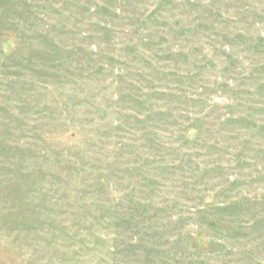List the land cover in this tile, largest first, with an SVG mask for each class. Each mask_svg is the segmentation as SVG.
<instances>
[{
  "label": "rangeland",
  "instance_id": "rangeland-1",
  "mask_svg": "<svg viewBox=\"0 0 264 264\" xmlns=\"http://www.w3.org/2000/svg\"><path fill=\"white\" fill-rule=\"evenodd\" d=\"M0 264H264V0H0Z\"/></svg>",
  "mask_w": 264,
  "mask_h": 264
}]
</instances>
